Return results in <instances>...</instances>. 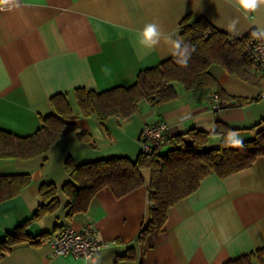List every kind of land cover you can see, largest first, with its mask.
<instances>
[{
	"label": "crops",
	"instance_id": "0c3cea01",
	"mask_svg": "<svg viewBox=\"0 0 264 264\" xmlns=\"http://www.w3.org/2000/svg\"><path fill=\"white\" fill-rule=\"evenodd\" d=\"M16 3L19 7L0 11V128L17 135L32 133L41 124L40 116L52 111L49 98L63 93L76 115L77 130L54 142L41 156L0 159V175H31L30 183L16 196L0 202V240L32 216L41 203L42 183L56 186L60 203L27 225L33 242L15 244L0 264H84V259L70 255L50 257L49 238L61 228L79 230L88 223L94 224L104 243L97 264H224L264 246V157L226 177L206 176L194 192L170 208L163 230L144 242L138 234L148 219L150 169L140 170L144 180L140 187L121 198L102 188L86 212L70 219L69 198L62 191L71 180L64 167L68 157L76 165L114 156L135 158L141 150L138 135L145 125L168 123V140L162 146L167 150L174 135L192 128L209 132L216 120L239 131L243 142L254 138L255 126L264 118V80H243L215 64L209 70L226 93L247 98V103L213 109L216 87L187 91L176 82V98L156 105L140 99L133 115L100 122L94 115H80L74 90L130 85L140 70L170 57V47L163 42L147 55L138 54V33L148 22H158L176 38L180 22L191 14L240 38L264 28V7L244 15L228 0ZM234 19L240 35L227 31ZM186 114L191 118L181 123ZM82 130L91 135L92 144L78 138L76 133ZM221 139L210 135L207 146L217 147ZM41 233L47 235L34 242ZM130 253L132 257L126 256Z\"/></svg>",
	"mask_w": 264,
	"mask_h": 264
},
{
	"label": "trees",
	"instance_id": "16d2710c",
	"mask_svg": "<svg viewBox=\"0 0 264 264\" xmlns=\"http://www.w3.org/2000/svg\"><path fill=\"white\" fill-rule=\"evenodd\" d=\"M251 32L240 38L231 37L215 28L206 18L189 14L180 22L179 33V37L195 47L187 67L177 64L176 57L171 55L155 66L140 70L130 85L114 86L102 91L78 87L74 95L80 115H94L100 122L111 116L129 117L138 110L140 99L156 105L176 98V82L182 83L187 91L216 87L218 108L241 106L248 99L227 94L209 68L217 64L240 79L253 83L264 80V75L252 69L244 53L245 45L252 37ZM49 104L52 111L40 116V126L28 135H17L0 128V159H32L41 156L54 142L77 130L74 121L76 115L65 94L52 95ZM255 128L254 138L244 141L242 148L225 146L230 128L216 120L215 134L212 130L207 132L195 128L178 133L172 137L171 146L164 153L160 152V148H154L149 153L140 152L135 158L114 156L79 165L68 157L64 167L71 180L62 187L69 198L67 216L70 219L76 213L86 212L92 198L102 188H109L116 198L125 196L144 184L140 170L148 168V219L138 234V240L144 242L147 236L163 230L170 208L194 192L206 176L215 174L226 177L250 167L257 158L264 157V118ZM76 135L81 141L92 144L93 138L87 131L82 130ZM210 135L221 136L217 147L207 146ZM30 181L31 175L28 173L0 175V202L16 196ZM56 194L57 188L53 183L40 185L41 203L32 216L0 240V260L15 244L33 242L34 238L26 232V227L59 207ZM46 235L39 234L34 242H39ZM126 256L132 257L131 253ZM254 262L264 264V246L224 264Z\"/></svg>",
	"mask_w": 264,
	"mask_h": 264
},
{
	"label": "built area",
	"instance_id": "2783aa9c",
	"mask_svg": "<svg viewBox=\"0 0 264 264\" xmlns=\"http://www.w3.org/2000/svg\"><path fill=\"white\" fill-rule=\"evenodd\" d=\"M244 53L251 62L252 69L258 74L264 75V40H256L251 37L245 45ZM211 105L213 109L218 108V94L215 93L212 96ZM168 128V123L164 121L145 125L138 135L141 145L140 152L149 153L152 149L165 145L168 139ZM49 243L52 248L50 253L52 258L62 255H70L78 259H84L89 254L97 256L99 250L104 246L92 223L84 225L79 230L70 227L61 228L49 238Z\"/></svg>",
	"mask_w": 264,
	"mask_h": 264
},
{
	"label": "clouds",
	"instance_id": "9594fccd",
	"mask_svg": "<svg viewBox=\"0 0 264 264\" xmlns=\"http://www.w3.org/2000/svg\"><path fill=\"white\" fill-rule=\"evenodd\" d=\"M235 7L242 11L244 15L249 13H256L262 7H264V0H228ZM11 10L12 7H19L16 0H0V11L5 8ZM237 20L227 26V31L234 35H240L241 33L236 30ZM252 38L256 40H264V28H256L251 32ZM163 42L164 45L170 47L171 54L176 57V63L181 67H187L189 59L192 53L195 51L194 46L187 44L182 37L177 36L173 38L172 35L167 34L162 26L158 22H148L144 25L143 29L138 33V49L139 55H147L148 53L155 51L156 48ZM190 115L186 114L182 117L183 121L190 119ZM212 133L215 134V129H212ZM225 146L242 148L244 146L243 140L240 139V133L237 130H229L226 136ZM94 252L96 250H93ZM99 256L86 255L84 257V264H97Z\"/></svg>",
	"mask_w": 264,
	"mask_h": 264
},
{
	"label": "rangeland",
	"instance_id": "374dc122",
	"mask_svg": "<svg viewBox=\"0 0 264 264\" xmlns=\"http://www.w3.org/2000/svg\"><path fill=\"white\" fill-rule=\"evenodd\" d=\"M215 65H216V67H219V68H221L219 65H217V64H215ZM222 69H223V68H222ZM161 148H162V150L160 149V150H161V152H166V151H167V149H166L165 147H164V148H163V147H161Z\"/></svg>",
	"mask_w": 264,
	"mask_h": 264
}]
</instances>
